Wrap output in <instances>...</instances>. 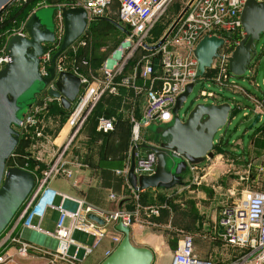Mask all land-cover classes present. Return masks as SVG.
I'll return each mask as SVG.
<instances>
[{
  "label": "built area",
  "instance_id": "obj_1",
  "mask_svg": "<svg viewBox=\"0 0 264 264\" xmlns=\"http://www.w3.org/2000/svg\"><path fill=\"white\" fill-rule=\"evenodd\" d=\"M170 1L74 0L71 5H65L59 0H38L26 18L20 20L19 23L14 19L13 22L17 24L2 31V27L14 14V10L30 2V0H11L0 11V38H5V41L0 43V70L10 61L7 49L9 39L14 35L29 36L26 24L38 8L44 6L56 8L55 38L52 42L44 43V53L39 65L41 74L48 76L53 55L60 48L64 36L61 8H85L89 27L98 17H108V10L115 6L117 8L116 21L125 26L128 32L122 44L114 51L113 58L105 61V76L112 79L121 74L128 65L124 55L130 46L135 48L143 46L147 52L143 56L145 60H138L132 66L133 74L130 77L136 78L137 75H140L145 81H148V85L143 88L146 97L143 114L140 118L134 115L130 118L132 123L131 148L139 143L147 142L144 139L143 129H146L152 122L158 124L169 122L173 118V108L178 96L186 90L188 84L194 83L195 86L199 80L202 83L207 82V87L203 86L200 90L203 102H224L226 95L230 94V100L227 101L232 105V112L244 109L245 115L260 114V121H264V99L241 85L238 78L229 69V57L245 35L241 12L246 0H194L165 41L156 47L161 39L158 42L149 43L153 36L152 30ZM205 36L223 38L224 44L218 49V56L214 58L211 67L206 70L203 76L198 77V60L195 49L198 42ZM70 47H73V44ZM61 56L62 54L57 59V68L68 70L59 61ZM247 73L249 76L251 75L252 67H249ZM82 80L83 84L87 81L83 77ZM137 89L141 90L142 87L138 86ZM112 90L115 91L116 88ZM238 94L245 96L251 102L252 108L241 104V101L236 97ZM98 99L99 94L94 87H88L82 95L80 94L77 104L68 118L69 123L76 128V132L88 119ZM40 111V108L31 106L19 127L22 133L26 134L30 128L38 127ZM187 113H185V117ZM233 118L235 116L231 115L229 122ZM114 127L115 121L111 117L104 115L98 117L97 128L99 130L108 132ZM12 156L18 157L15 156V153ZM156 165L157 155L154 151L136 148L135 173L138 176L153 174ZM190 166L192 169L196 167V165ZM262 169L264 173V166ZM63 173L71 174L65 168L62 156H59L55 163L44 168L40 173H33L35 185L32 191L7 228L0 234V264H5L11 259L6 253V248L11 243L18 245L19 253L22 256L46 255L51 258V261L60 264H79L81 260L79 252L84 251L85 255L90 254L108 234L110 226L116 229V224L119 221L129 226L134 222L142 221L143 206L140 202L130 211L125 209L105 211L83 198L73 197L54 189L51 182ZM58 197L60 200L56 202ZM136 199H139V196L136 195ZM66 200L76 203V207L68 209L65 206ZM163 207L156 205L146 209L152 215H159ZM49 209L59 211V217L55 221L53 229L43 226ZM91 213L103 218L105 223L100 224L91 219L89 217ZM218 225L221 229V240L230 247L241 251L242 254L237 259L238 264H264V179L261 187L255 192L224 205L219 212ZM21 228H29L55 238L56 247L51 249L22 239L19 236ZM76 231L91 236L92 243L75 238ZM121 234L116 229V233L111 236L112 240L119 243L122 238ZM109 254L110 251H107V255ZM171 264H213V261L198 256L194 249L193 235L185 233L174 253Z\"/></svg>",
  "mask_w": 264,
  "mask_h": 264
},
{
  "label": "crops",
  "instance_id": "obj_2",
  "mask_svg": "<svg viewBox=\"0 0 264 264\" xmlns=\"http://www.w3.org/2000/svg\"><path fill=\"white\" fill-rule=\"evenodd\" d=\"M107 16L116 18L117 8L114 6L109 9ZM97 21L99 23H111L101 18L95 19L92 24L95 25ZM115 27L117 30L124 32L117 26ZM104 65L105 62H102L97 67V71H99L97 77L90 78L82 85L80 94L82 95L88 87L97 89L99 99L95 107L100 112L117 117L114 129L104 132L97 128V123L94 120L92 123L90 120L87 125L85 124L86 120L76 132V128L67 120L76 102L73 103L70 109H65L58 98L44 91L35 96L36 100L33 104V107H38L40 110L44 109L46 112L42 126L43 131L41 128V135L40 137L37 136L38 128L31 137L32 141L29 140L27 135L24 139L21 138L20 145L23 146V149L19 153L18 151L15 152V156H19L17 158L21 166L29 168L32 173L36 174L41 172L40 169L47 168L55 163L59 156H62V162L65 163V168L71 174L63 173L54 179L51 182L54 189L73 197L83 198L105 211L116 209L130 211L140 202L143 206V219L130 225L131 241L137 246H146L153 251L154 259L151 264H171L174 253L184 234L189 232L194 237L195 253L201 258L211 259L213 264H238L237 255L239 251L231 249L220 237L221 229L218 225L220 208L213 202V199H217V194H213V199L205 198V195L209 193L207 188L202 185V179L206 173L201 175L199 170L203 162L197 164L193 169L191 166L188 167L183 174V185L169 189L148 188L143 191H135L131 187L128 181L132 150V123L130 118L132 115L140 118L143 114L146 103L143 88L148 85V81H145L140 75H137L136 78H130L133 71L129 63L121 74L112 79L107 78L104 75ZM68 70L76 73L71 69ZM256 75L257 67L252 66L251 75L249 76V73H247L243 79L248 80L253 86V88L247 87L249 91L264 99V91L257 82ZM138 86L142 89L138 90ZM113 88H116V90L113 91ZM226 96L225 101L230 100L231 95L227 94ZM236 97L241 101V104L248 107L252 106L245 96ZM237 111L232 112L231 115L235 116ZM243 111V116L252 122L256 114L245 115V110L243 109ZM63 116L66 119L63 125L60 126ZM261 122V125L257 128L260 131L264 129V121ZM143 134L144 138L147 137L145 141H152V133H147L146 129H143ZM39 140L41 141V150L35 151L36 148L33 147L38 145L36 142ZM56 150H58V156H55ZM33 151L37 153L35 154ZM162 190L165 193L164 195H167L177 205V208H175L172 202L169 205H166V202L164 203L166 206L164 210V215L167 216L166 219L162 217V209L159 215H152L146 209L151 206H161L157 196L158 191ZM136 195L139 196V199H136ZM57 200L59 201L60 197ZM65 206L68 209H73L76 207V203L66 200ZM53 211L55 217L46 215L43 221V226L48 229H50L47 227L48 225L54 228L55 221L59 217V211ZM178 213L180 214L177 216ZM175 218L183 225L191 226V231L177 234L175 238L170 236L167 228ZM46 223L47 226H45ZM109 231L110 235H106L90 254L85 255L84 251L79 252V258L81 259L79 264H100L108 256L107 251L111 253L114 250L116 246L111 234H115L116 229L110 227ZM81 233L76 231L74 235ZM19 236L26 241L38 243L51 249H54L57 244L55 238L29 228H21ZM82 241L92 243V237L86 235V239ZM6 253L11 259L5 264H60L51 261V258L46 255L22 256L19 253L18 245L12 243L6 248Z\"/></svg>",
  "mask_w": 264,
  "mask_h": 264
},
{
  "label": "water",
  "instance_id": "obj_3",
  "mask_svg": "<svg viewBox=\"0 0 264 264\" xmlns=\"http://www.w3.org/2000/svg\"><path fill=\"white\" fill-rule=\"evenodd\" d=\"M193 1L189 0L156 47L165 41ZM10 2L11 0H0V11ZM61 11L64 36L60 48L53 55L48 76L41 74L39 65L44 53V43L54 41L55 29L43 24L37 12L32 14L26 24L29 36L14 35L9 39L7 49L10 61L0 70V234L7 228L35 185V176L31 171L7 164L21 138L26 136L19 127L34 104L35 96L47 91L49 95L58 98L65 109H70L83 85L82 77L78 74L58 69L57 59L86 31L87 10L83 7H63ZM101 18L128 32L125 26L115 19H97ZM241 21L245 35L229 57V69L237 78L246 74L257 56L256 43L264 33V0H246L241 12ZM223 44L224 39L217 36H205L198 42L195 49L198 77L203 76L211 67L214 58L218 56V49ZM193 86L194 83L188 84L186 90L178 96L173 108V118L169 122L158 124L152 132V141L139 143L132 148L128 181L135 191L148 188L169 189L183 185V174L190 165L200 164L214 156L215 136L229 122L232 105L229 101L199 102L193 105L183 118L179 110ZM25 105L28 106L27 112H24ZM259 121L260 114H257L249 128H254ZM137 147L156 153L157 165L153 174L138 176L135 173ZM89 217L100 224L105 223L103 218L96 214L91 213ZM116 229L122 233V239L100 264L152 263L153 251L146 246L133 244L129 225L119 221Z\"/></svg>",
  "mask_w": 264,
  "mask_h": 264
},
{
  "label": "rangeland",
  "instance_id": "obj_4",
  "mask_svg": "<svg viewBox=\"0 0 264 264\" xmlns=\"http://www.w3.org/2000/svg\"><path fill=\"white\" fill-rule=\"evenodd\" d=\"M59 1L63 2L65 5H71L74 0ZM188 2L189 0H171L167 4L164 13L154 24V30H152L153 36L149 40V43L158 42L164 36ZM36 12L43 24L55 29L56 11L54 6H44L38 8ZM97 23L95 25L91 23L89 27H87L85 33L74 43L73 47L70 48V51H66L65 55H62L61 59H59L65 67L75 71L79 76L87 80L99 75L96 65H100L102 62L108 61L109 58H113L114 51L122 44V41L127 35L126 33L123 35V32L121 33V31L107 22L99 23L97 21ZM256 44L258 52L254 59L257 61H255V68L257 67L256 80L264 91V33ZM146 54L147 52L143 46L136 48L130 46L125 51L124 59H127L132 68L138 60H145L143 56ZM243 78L244 77L238 78V82L248 88H253L250 82ZM206 83L207 82L202 83V81L199 80L195 84L187 100L179 110L181 117L185 118V113H187L193 105L203 102V98L200 97V90L203 86L207 87ZM239 96L241 95L238 94V97ZM31 101L32 100H29V102ZM27 110L28 106L25 107L24 112H27ZM243 112V109L238 110L235 114V118L217 132L215 139H217L218 143L214 148V156L206 159L199 167L201 175L206 173L205 177L202 179V185L207 188L209 193L205 195V198L213 199V194H217V199H213V202L220 209L224 205L233 203L249 193L258 190L264 179L262 169L264 166V129L262 131L257 129L262 122H258L254 128H249L251 120L245 118ZM62 122H65V118L62 119ZM157 126V122H152L146 128L147 133H152ZM37 129L38 127L30 128L29 133L33 132L34 134ZM38 133H41L40 130L37 132V136L40 137L41 134L38 135ZM27 137L30 140L32 136H29L27 133ZM30 141H32V139ZM36 143L39 146L37 145L33 148H36L35 151H40L41 141L39 140ZM35 151L33 152L36 154L37 152ZM58 154V150H56L55 156H58ZM25 161L27 160L25 159ZM43 169L44 168L40 169V171ZM158 192L157 197H159L161 207L165 202L166 205H169L170 201L168 198L164 200L165 193L163 190ZM56 202H58V200H56ZM161 209L163 212L160 210V213L162 212L164 215V210L166 208L163 207ZM47 216L54 218L55 212L49 209ZM45 226H47V223ZM47 227L53 229L51 225ZM110 227L113 228V226ZM167 230L169 235L175 238L177 234L191 231V226L183 225L179 220H173ZM109 233L110 231L108 229V234ZM112 235L113 234H111V236ZM121 236L123 235L121 234ZM74 237L79 240L86 239V235H82V233L75 234ZM114 244L117 246L118 242H114Z\"/></svg>",
  "mask_w": 264,
  "mask_h": 264
},
{
  "label": "trees",
  "instance_id": "obj_5",
  "mask_svg": "<svg viewBox=\"0 0 264 264\" xmlns=\"http://www.w3.org/2000/svg\"><path fill=\"white\" fill-rule=\"evenodd\" d=\"M37 1L38 0H30V2H28L27 4H25V5H23L22 7H19V8H16L14 11V14L12 15V16H10V18L8 19V21L5 23V25L2 27V31L3 30H5V29H7V28H12V27H14V24H17V23H19V21L20 20H22V19H24V18H26L28 15H29V13H30V11L33 9V7L35 6V4L37 3ZM111 18V17H110ZM117 18V17H116ZM116 18H113V19H115L116 20ZM16 20V22L17 23H14L13 22V20ZM108 24H111V23H108ZM112 25V24H111ZM114 26V25H113ZM114 28H116L115 26H114ZM154 30V29H153ZM122 33V32H121ZM127 34V32H123L122 34L124 35V34ZM152 34H153V32H152ZM5 41V38L4 37H1L0 38V43L1 42H4ZM70 48L71 47H69L66 51H70ZM66 51H64L63 53H62V55H65V52ZM255 61L256 60H254L252 63H251V65L249 66L250 68L252 67V66H255L256 64H255ZM257 62V61H256ZM258 64V63H257ZM99 65L97 64L96 65V68L98 67ZM67 68V67H66ZM67 69H69V68H67ZM45 110L43 109V110H41L39 113H38V118H39V120H40V122H39V126H38V128H39V130H41V128H42V131H43V120H44V117H45ZM102 115H104V116H108V117H111L112 119H114V121H115V125H116V121H117V117L115 116V115H112V114H106V113H104V112H100V111H98V109H96V107H94V109H93V111L91 112V114H90V116L88 117V119H87V121H86V125H87V123L91 120V123L93 122V120L97 123V120H98V117H100V116H102ZM63 118H65L66 119V117L65 116H63L62 117V119ZM62 119H61V122H60V126L61 125H63V122H62ZM30 134H32L33 135V132H31V133H29V136H32V135H30ZM144 135V134H143ZM24 139V138H23ZM145 140H147V137L145 136V138H144ZM217 143H218V141L215 143V146H214V148L216 147V145H217ZM23 149V146L22 145H20V146H18L17 148H16V150L14 151V153L15 152H19V150H22ZM19 157V156H18ZM7 164L10 166H20V167H25V166H21V164H20V162H19V159L18 158H13V156H11V157H9L8 158V160H7ZM26 169H28L29 171H30V169L29 168H26ZM150 189H152V188H150ZM157 189H160V188H157ZM161 189H165V188H161ZM168 197H167V195H165L164 196V199H167ZM168 200L170 201V202H172L173 203V205L175 206V208H177V205H176V203H174V201L173 200H171L170 198H168ZM180 213H178L177 214V216L179 215ZM163 218L164 219H166L167 218V216L166 215H163ZM174 220H176V221H178L177 220V218H175ZM231 249H235V248H232V247H230ZM236 251H239V250H237V249H235ZM242 253H241V251H239V253H238V255H237V257L239 258L240 257V255H241Z\"/></svg>",
  "mask_w": 264,
  "mask_h": 264
},
{
  "label": "flooded vegetation",
  "instance_id": "obj_6",
  "mask_svg": "<svg viewBox=\"0 0 264 264\" xmlns=\"http://www.w3.org/2000/svg\"><path fill=\"white\" fill-rule=\"evenodd\" d=\"M57 51H58V50H57ZM57 51H56V52H57ZM56 52H55V53H56ZM78 96H79V95H78ZM77 99H78V98H77ZM76 101H77V100H76ZM76 101H75V102H76ZM188 112H189V111H188ZM25 135H26V134H25ZM152 136H153V135H152ZM152 138H153V137H152ZM20 142H21V141H20ZM19 145H20V143H19Z\"/></svg>",
  "mask_w": 264,
  "mask_h": 264
}]
</instances>
